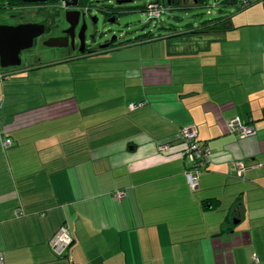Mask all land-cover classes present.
Segmentation results:
<instances>
[{"label":"crops","instance_id":"1","mask_svg":"<svg viewBox=\"0 0 264 264\" xmlns=\"http://www.w3.org/2000/svg\"><path fill=\"white\" fill-rule=\"evenodd\" d=\"M234 12L89 54L92 71L58 57L4 69V264H69L49 245L61 223L78 264H264V14ZM236 115L253 135L226 128ZM184 125L211 151L193 189Z\"/></svg>","mask_w":264,"mask_h":264},{"label":"rangeland","instance_id":"2","mask_svg":"<svg viewBox=\"0 0 264 264\" xmlns=\"http://www.w3.org/2000/svg\"><path fill=\"white\" fill-rule=\"evenodd\" d=\"M148 1L150 0H129L122 2V12L117 16L115 22L111 21V23H109V21L104 22V14L97 6H103L109 3L114 4L115 0H92L94 5L89 8V13H87L85 16L88 24L85 41L90 45H96V43L100 44L104 37L112 38L114 35L119 40L133 37L137 33H143L148 30L154 35H157L158 33H171V31H173L172 29L180 30L186 28L187 26H196L201 21L214 17L220 13V11H218L219 7L217 6L223 0H207L208 2H206L205 5H193L190 3V1H187L185 4H182V7L181 5L179 7L167 6L165 11L154 16H150L146 8L142 9L143 5ZM241 1L242 0H237V4H241ZM248 3L249 4L240 9H236V6L223 8L236 11L231 16L235 22H255L257 18L264 14V4H262V0H248ZM57 7L58 0L50 2L41 7H38L35 4L26 3L12 6L11 8H6L2 13L0 10V18L4 16L10 18V14L14 13L15 16L11 18H16L20 22H34L46 18L48 19L47 21H50L52 24L55 22ZM59 16L60 17L58 20L61 18V21L65 22L63 15L60 14ZM95 17L97 20L95 21L96 23H93V19ZM52 32L53 31L43 33L42 38L46 39V36L52 34ZM63 51L64 46H49L43 42L41 43L39 38L38 41L34 43V45L27 49V51L24 50L20 53L22 61L19 65L44 62L49 58L64 56ZM60 52L62 53L60 54ZM29 54L31 55V58L25 60V56ZM107 55L110 57H117L119 56V51H116L115 53H109ZM91 57H89V55L77 57V59H72L71 61L67 62V64L70 63L68 65L72 67L74 65L72 62H75L77 64L75 66L77 67L78 71H89V69L92 71V69L97 68L96 66L104 65L103 62H98L95 58L92 59ZM11 67H13V65L0 66L2 69H10Z\"/></svg>","mask_w":264,"mask_h":264},{"label":"flooded vegetation","instance_id":"3","mask_svg":"<svg viewBox=\"0 0 264 264\" xmlns=\"http://www.w3.org/2000/svg\"><path fill=\"white\" fill-rule=\"evenodd\" d=\"M45 1H47V0H45ZM45 1H39V0L38 1H25L24 4H26V3L35 4L38 7H41V6L45 5ZM68 1L70 2L72 0H58V7H57V12L55 14V22L54 23L51 24V22L47 21L48 19H46V18L34 21V22L43 23L44 24V31L41 34H39L38 36L34 37L32 45H34V43L36 41H38L39 38H40L41 43L42 42L44 43L45 39L42 38L43 33L53 31L54 33L52 32V34L47 35L46 37L48 38L49 36H58V37H60V41L62 43H64V45H62V46H64V51H63L64 56H58L59 59L60 58L73 59V58L93 54L96 52H102V51L107 50V49L112 48V47H116L115 43L118 41V39L115 37V35L112 38L104 37V39L100 42V44L96 43V45H92V44L90 45L88 42H86L85 41L86 40V29H87L88 24H87V21L85 19V16L87 13H89V8L92 7V5L89 4V0H77V3L75 5L67 4ZM177 1H178L177 3L179 5H182V4H185L187 1H190V0H177ZM229 1L230 0H225V3L228 4ZM122 2H124V1L118 2L117 0H115L114 4L111 3V5L105 7V9L102 10L99 8L104 14V22L109 21V23H111V21L112 22L116 21L117 16L123 10L122 5H121ZM6 8H11V7L4 6V7L0 8L1 13ZM67 10H76L77 11L76 13L75 12L70 13L71 14L70 17L72 20H73L74 16L76 15V22H75V24H73V26H70L71 24L65 18V12ZM60 14L63 15L65 22L61 21V18H60V20H58L60 17L59 16ZM10 16L14 17L15 14L11 13ZM10 18L7 16L1 17L0 23L16 24V23L20 22L16 18H11V19ZM96 20H97V18H96ZM93 23H96V22H93ZM81 27L84 28L83 33H82V31H80ZM30 47H28V48H30ZM28 48L22 49L21 52L24 50L27 51ZM61 53L62 52H60V54ZM28 58H31L30 54L25 56V60H27Z\"/></svg>","mask_w":264,"mask_h":264},{"label":"built area","instance_id":"4","mask_svg":"<svg viewBox=\"0 0 264 264\" xmlns=\"http://www.w3.org/2000/svg\"><path fill=\"white\" fill-rule=\"evenodd\" d=\"M146 10L150 16L158 15L162 12L164 6L155 0H150L146 3ZM144 8V9H145ZM135 103H130L129 107H134ZM226 128L229 131L235 132L241 137L250 136L255 133L254 126L250 123L244 122L239 116H234L233 118L225 122ZM178 137L182 140V150L181 152L189 158L191 162L190 166L186 169L185 175L188 185L191 189L197 186L198 171L205 166L209 161L211 156V151L206 143H201L196 140V129L193 125H184L178 132ZM3 147L8 146L11 143L9 137H3L1 139ZM169 146V143L163 142L159 145V149L164 150ZM244 162L242 159L235 160V170L239 175L244 168ZM113 196L116 198H121L124 196V191L117 189L112 192ZM51 244L57 253L62 252L64 248L70 242V236L68 230L65 226H60L54 232L51 239ZM0 264H4L3 257L0 256ZM75 264V263H71Z\"/></svg>","mask_w":264,"mask_h":264},{"label":"water","instance_id":"5","mask_svg":"<svg viewBox=\"0 0 264 264\" xmlns=\"http://www.w3.org/2000/svg\"><path fill=\"white\" fill-rule=\"evenodd\" d=\"M38 1V0H24ZM45 1V0H39ZM129 1V0H117ZM77 0L68 1L67 4L75 5ZM77 12L76 10H67L65 12L66 20L73 26L76 22V15L73 20L70 13ZM96 21V17L93 22ZM44 31V24L41 22H19L16 24L0 23V66L18 65L21 62L20 52L22 49L32 46L34 37ZM80 31H84L81 27ZM49 46H62L64 43L60 41L58 36H50L44 41Z\"/></svg>","mask_w":264,"mask_h":264},{"label":"trees","instance_id":"6","mask_svg":"<svg viewBox=\"0 0 264 264\" xmlns=\"http://www.w3.org/2000/svg\"><path fill=\"white\" fill-rule=\"evenodd\" d=\"M53 1H55V0H47V1H45V5L46 4H48V3H50V2H53ZM155 1H157L158 3H161L163 6H164V8H163V10H162V12L163 11H165V8L168 6V7H172V6H176V7H179L180 5L177 3L178 1L177 0H155ZM218 1V0H217ZM206 2H208L207 0H190V3H192L193 5H195V4H200V5H205L206 4ZM25 3V1L24 0H0V8H2V7H4V6H8V7H12V6H16V5H21V4H24ZM235 4L237 3V0H235V2H234ZM89 4L90 5H94L93 3H92V0H89ZM217 4V3H216ZM248 4V0H242L241 1V4H236V9H240L241 7H243V6H245V5H247ZM109 5H111V3H109V4H105V5H103V6H97L98 8H100V9H105V7H107V6H109ZM228 6V4L227 3H225V0H223L217 7H219V9H218V11H220V13H218L216 16H214V17H211V18H209V19H206V20H203V21H201L198 25H196V26H192V29L191 30H193V31H195V30H197L200 26H207L208 24H209V22L210 21H214V19H219V18H221L222 16L223 17H228L229 15H230V13L228 14L227 13V9H225V8H223V7H225V6ZM145 6H146V3L143 5V7H142V9H144L145 8ZM181 7H182V5H181ZM222 7V8H221ZM187 27H189L190 28V26H187ZM173 31H171V32H175L176 30H178V29H172ZM159 35H161V33H158L157 35H154L151 31H146V32H143V33H137V34H135L133 37H129V38H124V39H119L116 43H115V45L116 46H120V45H123V44H128V43H131V42H134V41H140V40H145V39H150V38H155V37H157V36H159ZM22 61V60H21ZM21 63V62H20ZM19 63V64H20ZM18 64V65H19ZM14 67H18V66H15V65H13V67H11V68H14ZM8 70H4V69H2V68H0V78H3L4 76H6V75H8V73H9V71L7 72ZM245 122V121H244ZM248 123V122H247ZM4 137H6V136H4ZM8 137V136H7ZM10 138V137H9ZM177 138L179 139V141H180V143H181V150H182V140L177 136ZM11 139V138H10ZM196 140H198L199 142H201V143H206L205 141H201L200 139H198V137H197V135H196ZM12 141V140H11ZM207 144V143H206ZM202 169V168H201ZM200 169V170H201ZM199 170V171H200ZM199 171H198V173H199ZM65 226L66 228H67V230H68V233H69V236H70V242L68 243V245L66 246V248H64L63 250H62V252H59V253H57L56 251H55V249H54V246L51 244V241H50V239H51V237H52V235L54 234V232L58 229V227H60V226ZM56 229H55V231L52 233V235L50 236V238H49V245L51 246V249H52V251L54 252V253H56V254H62V255H66L68 258H69V264H71V263H75V264H78V263H76L75 261H73V259L71 258V255H70V253H69V246H70V244H71V241H72V239H73V237H72V234L70 233V230H69V228H68V226L66 225V224H64V223H61L59 226H58Z\"/></svg>","mask_w":264,"mask_h":264}]
</instances>
